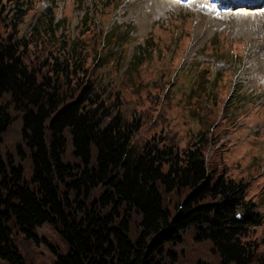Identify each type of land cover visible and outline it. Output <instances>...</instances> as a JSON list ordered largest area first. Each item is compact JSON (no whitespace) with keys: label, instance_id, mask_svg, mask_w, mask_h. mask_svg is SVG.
<instances>
[{"label":"trees","instance_id":"trees-1","mask_svg":"<svg viewBox=\"0 0 264 264\" xmlns=\"http://www.w3.org/2000/svg\"><path fill=\"white\" fill-rule=\"evenodd\" d=\"M48 1L37 14L39 0H0V259L25 264L12 233L48 224L67 246L53 264H264V238L259 254L249 239L264 212L247 182L209 170L230 130L208 120L185 149L160 133L136 145L147 117L126 119L103 57L123 28L71 39ZM96 1L80 18L102 14Z\"/></svg>","mask_w":264,"mask_h":264},{"label":"rangeland","instance_id":"rangeland-1","mask_svg":"<svg viewBox=\"0 0 264 264\" xmlns=\"http://www.w3.org/2000/svg\"><path fill=\"white\" fill-rule=\"evenodd\" d=\"M54 1L57 16L70 26L71 39L87 36L85 42L90 39L91 43L108 25L123 28L120 36L126 40L115 43L103 57L112 81L110 93L121 96L126 104V119L133 111L147 117L135 144L160 133L166 143L170 141L168 145L173 143L182 150L205 132L208 120L218 128H228L229 133L206 154L209 170L246 181L247 197L264 212V81H260L264 56L258 50L264 47V30H257L258 24L264 26V0H241L233 5L220 0L214 3L220 6L210 13L192 4L193 0L169 4L124 0L117 12L118 0H97L102 14L82 18L79 9L92 0ZM48 4V0H39L37 14ZM79 20L89 28L83 35L78 31ZM32 22L33 18L27 19L25 28ZM120 49L122 62L114 64ZM110 65L114 67L107 69ZM253 230L249 239L256 243L259 254L264 223ZM11 237L25 264H53L56 255L67 253V246L48 224L37 227L34 237L25 239L21 232H13ZM0 264L7 263L0 259Z\"/></svg>","mask_w":264,"mask_h":264},{"label":"bare ground","instance_id":"bare-ground-1","mask_svg":"<svg viewBox=\"0 0 264 264\" xmlns=\"http://www.w3.org/2000/svg\"><path fill=\"white\" fill-rule=\"evenodd\" d=\"M155 1H157L159 4L161 3V4H169L170 2H172V0H155ZM217 1H219L220 2V0H203L202 1V5L203 4H209L210 5V8H209V11L210 12H213L214 10L216 11V6H220V5H215L214 3L215 2H217ZM224 2H226V3H228V4H230V5H233L235 2H237L238 0H223ZM196 2H201V1H199V0H193V4L194 3H196ZM218 2V3H219ZM140 4V3H139ZM154 8H152V10H153ZM213 14H216V12L215 13H213ZM254 16V15H253ZM250 17V16H249ZM248 19V18H247ZM251 19V18H250ZM249 19V20H250ZM253 19V18H252ZM151 20V19H150ZM210 21V20H209ZM211 22L212 21H210L209 22V24H211ZM214 24V23H213ZM250 24V23H249ZM244 25V24H243ZM254 30H256V29H254ZM257 30H259V31H262V30H264V26H262L261 24H258V26H257ZM263 34V33H262ZM210 35V34H209ZM198 41V40H197ZM196 41V42H197ZM260 46V45H259ZM263 49H264V47L261 45L260 46V48L258 49L259 50V53H260V56H264V52H263ZM264 65V64H263ZM261 68H262V66H261Z\"/></svg>","mask_w":264,"mask_h":264},{"label":"water","instance_id":"water-1","mask_svg":"<svg viewBox=\"0 0 264 264\" xmlns=\"http://www.w3.org/2000/svg\"><path fill=\"white\" fill-rule=\"evenodd\" d=\"M238 218H241L239 215H237Z\"/></svg>","mask_w":264,"mask_h":264}]
</instances>
